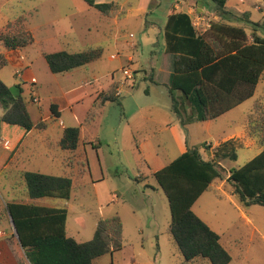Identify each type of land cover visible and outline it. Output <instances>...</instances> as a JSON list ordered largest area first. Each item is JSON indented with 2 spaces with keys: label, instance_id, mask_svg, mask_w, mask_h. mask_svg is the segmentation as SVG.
<instances>
[{
  "label": "rangeland",
  "instance_id": "374dc122",
  "mask_svg": "<svg viewBox=\"0 0 264 264\" xmlns=\"http://www.w3.org/2000/svg\"><path fill=\"white\" fill-rule=\"evenodd\" d=\"M114 1L120 4L121 9L126 10L123 16L116 19L102 16L87 0H0V29H3L10 20L23 15L27 17L28 27L34 36L31 45L21 48L20 53H13L15 55L13 62L8 61L0 69V78L9 87L21 86L20 95L26 102L32 120L36 123L46 121L48 127L45 129L51 135L43 139L46 143L51 142L47 145L52 150L44 144L36 143L41 140L40 134L34 132L27 137L24 142L26 148L19 155L27 156L30 153L29 149H33V152L27 156L28 159H22L25 162H21V165L28 171L72 176L74 184L69 200L44 197L38 201L68 209L67 233L76 240L81 242L91 240L99 218L114 215L121 217L124 225V247L115 251L113 256L104 254L96 258V264H132L133 260L135 264H185L184 257L169 232L171 214L168 199L141 153L137 150L132 153L119 152L116 149H112L111 153L105 151L104 158L108 165L106 172L109 176L97 186L90 183L86 177L76 178L73 172L78 170L72 171L71 167L63 162L62 157L68 164L70 159H75L73 155L65 154L57 148L56 139L63 129L58 125L60 118H54L49 111L48 90L55 75L61 77L59 81L61 80V85L65 87L86 73L78 70L73 76L66 73L53 74L43 54L60 49L79 52L89 47L103 48V55L93 63L94 70L88 73L95 74L96 88H99V92L107 89L109 84L119 82L122 95L120 103L118 100L111 102L109 106H103L95 119L84 126L86 134L90 136L100 134L101 146L105 147L104 136L113 138L119 130L117 124L120 118L131 112V107L127 105L128 101L151 99L171 105L168 87L164 83L169 78L170 61L167 64V58L163 56L161 58V52L165 38L163 27L167 13L174 11L173 6L177 3L175 9L179 11H188V7L194 8L191 15L199 33L209 28L212 21L224 18L215 10L212 0H154L148 9H142L146 0ZM226 8L236 15H230V19H224L225 21L230 20L233 24L243 26L250 34V40L254 30L256 34L264 37L263 0H228ZM131 34L134 41L132 49L126 45ZM115 36L118 39L117 43L112 39ZM0 52H5L1 44ZM112 54L114 57H111ZM129 56H132L133 61L128 60ZM158 60L161 64L156 65L155 62ZM151 64L156 66L155 73H150V68L146 74L143 68H149ZM138 66L141 69L137 70ZM124 68L131 70L133 78H127L123 72ZM18 70L21 74L17 73ZM23 72L24 76H29L28 79L35 76L39 86L25 81ZM152 76L158 84L153 83ZM39 87L41 100L35 102L34 96H37ZM87 90L91 91V87ZM58 93L62 94L60 90ZM72 97L75 96H70ZM263 98L264 74L256 86L254 95L239 106L210 122L189 117L186 124L191 146H203L201 150L205 153L204 142L221 143L223 136H228L244 126V121L255 101ZM90 101L91 97H86L83 103L80 102L76 107L84 108ZM4 112V107L0 105V117ZM62 119L67 124L76 122L73 112L68 108L65 109ZM2 125L0 145L5 146L4 140L13 141L17 137V132L12 125L4 129L1 128ZM152 126L153 124L149 122L138 134L137 140H143L149 137L148 135L153 136ZM161 135L162 133L158 134L159 137ZM253 139L255 142L251 147L244 146L246 144L244 139H233L237 146V158H224L220 161L224 169L223 178L216 179L212 187L205 191L193 206L194 212L220 235L222 244L232 256L228 264H264V206L259 204L244 206L234 192V186L227 180L231 169L243 166L260 153L262 145L257 139ZM122 140L126 138L123 137ZM3 151L6 153L2 158L5 162L11 152L0 148V154ZM178 154L174 151L169 157L173 158ZM1 163L2 160L0 167ZM117 165L120 166L121 173L115 170ZM12 167L13 165L8 163L0 169V224H5L7 231H11L13 226L6 210L7 202L26 199L23 181L22 184H16L7 177ZM125 169L129 170L130 174H127ZM140 174L148 177L140 179L138 178ZM114 190H117V193ZM115 194L118 195V201L112 199ZM2 239L4 238L0 236V241ZM4 253L9 259L6 264H18L16 259L20 253L9 249H5ZM3 256L4 254H0V258ZM190 264L209 263L197 259Z\"/></svg>",
  "mask_w": 264,
  "mask_h": 264
},
{
  "label": "trees",
  "instance_id": "16d2710c",
  "mask_svg": "<svg viewBox=\"0 0 264 264\" xmlns=\"http://www.w3.org/2000/svg\"><path fill=\"white\" fill-rule=\"evenodd\" d=\"M87 2L104 17L118 18L126 13L115 1ZM212 2L222 18L230 19V15H236L226 8L228 0ZM224 19L212 21L209 28L199 33L187 12H173L167 18L166 51L172 55L173 69L166 86L171 97V109L184 124L189 117L216 119L241 104L254 95L264 74V37L254 30L250 40V34L243 26ZM33 42L34 36L26 16L16 17L0 29V44L8 50L21 49ZM102 55V47H89L79 52H44L53 73L72 71ZM7 63L8 58L0 53V69ZM151 80L158 84L153 76ZM118 88L119 82H113L99 92L84 122L93 121L107 102L118 101ZM0 104L5 109L0 125H19L26 130L47 127L45 121L34 123L25 100L21 95L15 98L1 78ZM51 110L54 116H59L55 104L51 105ZM246 124L247 135L257 139L263 149L243 166L231 169L227 180L234 186V192L244 206H264V98L255 101ZM80 141V126L64 128L60 140L62 149L76 151ZM237 156V146L233 139H229L216 145L209 159L202 156L199 147L189 148L154 173L168 199L171 214L169 232L185 264L197 259L206 260L209 264H228L232 260L220 235L194 212L193 205L216 179L223 178L224 169L220 161ZM79 168L81 176L89 174L86 154L81 155ZM22 176L26 194L32 199L71 197L74 184L71 175L26 170ZM6 210L15 222L19 244L24 250L21 264H95L96 258L124 247V225L119 215L99 218L94 237L81 242L67 233L66 207L13 200L7 202ZM13 236L17 239L15 232Z\"/></svg>",
  "mask_w": 264,
  "mask_h": 264
},
{
  "label": "crops",
  "instance_id": "0c3cea01",
  "mask_svg": "<svg viewBox=\"0 0 264 264\" xmlns=\"http://www.w3.org/2000/svg\"><path fill=\"white\" fill-rule=\"evenodd\" d=\"M112 1H114V0H112ZM152 1H154V0H146L142 6V9L150 8V4ZM177 6H178V4L176 3L175 6H173V8H172V10H174V11H169L167 13V18L171 13L179 12V10L175 9V7H177ZM188 8H189L188 11H184V10L183 11L187 12L192 18L191 12L194 10V8L193 7H188ZM197 8H199V7H197ZM192 21H193V24L195 25V28L197 30L196 24H195L193 19H192ZM166 22H167V19H166ZM165 25H166V23H165ZM165 25L163 27L164 37H165ZM131 36L133 37V34H131L130 39L126 41V45L128 46V48L132 49L134 47V41L131 39ZM140 37L142 38V34H140ZM112 39H114V41L117 43L118 39L116 36L113 37ZM162 46H163V48H162V52H161V58H162V56L166 57L167 58V64L170 61V63H169L170 65H168V68H171V70H168V74H169L168 81L164 82L165 84H167V83H169L170 74L172 72L173 67H172V55L166 51V38H164V43ZM4 49H5V52H0V53L5 54L8 58V61H12V62H13L14 56H15V55H13V53L14 54L20 53V51H21V49H16V50H8L6 48H4ZM60 50H66V49H60ZM60 50H57V51H60ZM67 51H69V50H67ZM42 54H43V52H42ZM111 57H114V54H112ZM128 60L133 61L132 56H129ZM95 61H93L87 65L75 68L72 71L64 72L66 74H70L71 76H73V74L75 72H77L78 70H82V72L86 73V74L84 73L85 75L81 76L80 78L74 80V82L67 84V86H65V87L61 85V80L59 81V78H61V77H59V75L53 76V81L50 83L51 84L50 89L48 90L49 99H50L49 111L54 118H60V122L58 125H60L63 130L67 126H80L81 127V141H80L79 148L76 151L71 152V151H67V150H64L61 148L60 140L62 138L63 131H62L61 135L59 136V138L56 139L58 150H61L65 154L69 153V154L74 156L75 160L70 159L69 164H68L67 161L61 155L63 162L66 165H69L71 167L72 171H73V169H74V171L78 170V172H73L74 175H76V178L81 176L79 163H80V159H81L82 154H86V156L88 158L90 172H89V174H87V176H81V177H83V178L86 177L90 183H92L94 186H97L98 183L105 181L106 178L109 176V174H107V172H106L108 169V165H107L105 158H104L105 151H107L108 153H111L112 149H116L119 152L128 151V152L132 153V152H135L137 150L139 153H141L142 157L145 160V163L147 164V166L149 167V169L151 170V172L154 176V173L156 171H158L159 169L166 166L172 160H174L179 155H181L182 153L187 151L189 148L196 147L195 145L191 146V144L189 142V134H188L189 129L187 127V124L182 123L181 117H179L171 109L170 103L168 104L165 102H158V101L151 100V99H145V100L144 99L143 100L135 99L133 101L127 102V105L129 107H131V110H130L131 112L128 113L127 115H124V117L120 118V120L117 124V126L119 127V130L117 133H115L113 138H108V136H104L105 147L101 146V141H100L101 138L99 136L100 134H97V136H96V134H94V136H92V135L90 136V135L86 134L85 126H84L86 124V122H84V119L86 117L88 110L90 109V107H92V105L94 104V102L97 99L98 94H99V88H96V81L95 80H97V79L95 77V74L90 75L88 73L90 70H94V67H92V65ZM157 62H155L156 65L161 64V61L158 60ZM153 64H151V66L149 68H143V70L146 74L149 73L150 68H151L150 73H153V74L155 73L154 69H156V66H154ZM21 65H23V64L21 63ZM27 68H29V67H27ZM27 68L25 69L26 71H27ZM136 69L139 70L141 68H139V66H138V67H136ZM24 72L22 73V76L25 77V81L28 80V81L32 82L34 84V86H39L38 82H37V78L35 76H31V78L28 79L29 76L28 75L24 76L25 75ZM53 74H61V73H53ZM90 87H91V91H88L87 89H89ZM20 88H21V86H20ZM40 88L41 87H39V92H38L37 96H34L35 102H40V100H41V96H40L41 89ZM59 90L62 93L61 95H59V93H58ZM117 93H118V100L120 103V97L122 95L120 88H118ZM70 96H75V97L70 98ZM86 97H91V101L88 102L87 106L84 108L83 107L77 108L76 105H79L80 102H81L80 104H82L83 101L86 99ZM110 103L111 102H107L104 106L105 107L109 106ZM52 104H55L57 106V111L59 112V116L53 115L52 110H51ZM123 105H125V103ZM239 105H237V106H239ZM67 108L70 109L71 112H73L74 120L76 121L75 124H67L66 122L63 121L62 117H63V114L65 112V109H67ZM188 112L190 113L189 107H188ZM100 118H102V117L100 116ZM246 120H247V117L244 121V126H242V128L240 130L233 131L232 133L228 134V136H223L221 142L229 140V139L240 138V139L245 140V143H246L244 145L245 147L253 146L255 141L252 137H249L247 135ZM42 121H44V120H42ZM94 122H92V123H94ZM149 122H151V124H153V126H152V129H154L153 136L148 135L149 137H145L143 140H140V141L137 140L138 134L146 128L145 126ZM208 122H210V120H208ZM34 123H36V121H34ZM2 124H3L1 127L2 129H4L6 127L8 128V126L12 125V124H7V123H2ZM12 126L16 128L17 137L13 141L6 139V140H9V142H10L9 147H5L4 145H0V148L3 147L5 150H8V152H11L10 155L8 156V159L5 162H3L2 158L4 157V154H6V153L4 151L1 152L2 154H0V162L2 160L1 164L4 167L6 166V164L8 165V163L13 165L12 169L10 170V174H8L7 177L11 178L14 181V183H16V184H22V181H23L24 187H25V182H24L22 173H23V171H26V170H24L25 168L21 165V162H25V161H22V159L23 160L28 159L27 156L29 157V155L33 152V149L32 150L29 149L30 153L27 156L19 155L20 152L23 151L24 148H26V147H24L25 139L27 137H30L34 132L36 134H40L39 136L41 137L40 138L41 140H39V142H36V143L44 144L45 147H47L49 150H52L47 145V144H51V142L46 143L44 141V139L48 138V136H51V135L48 133V131H46V129L48 127V123H47L46 129L44 128V130H39L38 128H35V127L30 129V130H26L19 125H12ZM97 131H98V129H97ZM159 133H162V135L160 137L158 136ZM123 137H125L126 140L123 141L122 140ZM94 138H95V140H93ZM1 139L2 138H0V140ZM210 143L211 142L206 141V142H204L203 145H205V144L209 145ZM219 143H216V144L212 143V146L204 147L206 149L205 153L201 150V147H203V146H201V147L199 146L200 147L199 149H200L202 156L205 159L211 158L213 155L214 146L218 145ZM262 149H263V146H262ZM262 149H261V151H262ZM174 151L179 153L178 156H175L173 158L169 157V154L174 153ZM77 165H78V167H76ZM2 166L0 167V169H2ZM116 167L117 168H115V170H117L118 173H121V170L119 169L120 166L117 165ZM126 171H127V174H130L129 170H126ZM147 177L148 176H144L143 174H140L138 176V178H140V179H142V178L145 179ZM8 186H9V184H8ZM114 192L117 193V190H114ZM25 193H26V190H25ZM25 196H26V199L22 200L20 202L35 203V204H40V205L58 207V206H55V205L50 204V203L49 204L40 203V201H38V199H40V198L32 199L27 194ZM71 196H72V194H71ZM41 198H44V197H41ZM50 198H52V197H50ZM53 198H56V197H53ZM112 199L114 201H118V195L115 194V196H113ZM67 200H69V199H67ZM9 220L11 222L10 218H9ZM67 222H68V220H67ZM5 226H6L5 224H0V231L4 232V234L1 236V238H4V239H2L0 241V254H4V256H3V258H0L2 260L0 262V264H6L7 261L9 260L8 255L4 253L5 249H9V250H12L14 252L20 253V255H18V258L16 260H17L18 264H21L22 259L24 257V250L21 247V245L19 244V241L13 236V234L15 232L13 226H12L11 231H7L5 229ZM111 255L113 256L114 253ZM95 260H94V263H95ZM132 264H135L134 260H133Z\"/></svg>",
  "mask_w": 264,
  "mask_h": 264
},
{
  "label": "water",
  "instance_id": "95a60500",
  "mask_svg": "<svg viewBox=\"0 0 264 264\" xmlns=\"http://www.w3.org/2000/svg\"><path fill=\"white\" fill-rule=\"evenodd\" d=\"M140 41H142V38H141V37H140ZM9 89H10L12 95H13L15 98H17V97L20 96V89H21L20 86H11V87H9ZM10 219H11V223H12V225H13L14 231H15V233H16L17 239H18V241L20 242V238H19V234H18V231H17L16 225H15V222H14V220L12 219L11 216H10Z\"/></svg>",
  "mask_w": 264,
  "mask_h": 264
},
{
  "label": "built area",
  "instance_id": "2783aa9c",
  "mask_svg": "<svg viewBox=\"0 0 264 264\" xmlns=\"http://www.w3.org/2000/svg\"><path fill=\"white\" fill-rule=\"evenodd\" d=\"M123 72L127 76V78H133L132 72L129 68H124ZM17 73L21 74V72L19 70L17 71ZM4 143H5L6 147H9V143H10L9 140H5ZM3 234H4V232L0 231V236H2Z\"/></svg>",
  "mask_w": 264,
  "mask_h": 264
}]
</instances>
